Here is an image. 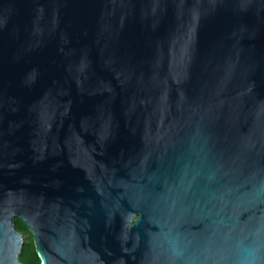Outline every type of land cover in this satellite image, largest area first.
Listing matches in <instances>:
<instances>
[{
  "label": "water",
  "instance_id": "water-1",
  "mask_svg": "<svg viewBox=\"0 0 264 264\" xmlns=\"http://www.w3.org/2000/svg\"><path fill=\"white\" fill-rule=\"evenodd\" d=\"M264 264V0H0V264Z\"/></svg>",
  "mask_w": 264,
  "mask_h": 264
},
{
  "label": "trees",
  "instance_id": "trees-1",
  "mask_svg": "<svg viewBox=\"0 0 264 264\" xmlns=\"http://www.w3.org/2000/svg\"><path fill=\"white\" fill-rule=\"evenodd\" d=\"M15 227L18 232L23 234L24 236V247L23 251L19 257V261L21 264H40V260L36 255L33 239L31 234L29 233L28 228L18 219L15 220Z\"/></svg>",
  "mask_w": 264,
  "mask_h": 264
},
{
  "label": "rangeland",
  "instance_id": "rangeland-1",
  "mask_svg": "<svg viewBox=\"0 0 264 264\" xmlns=\"http://www.w3.org/2000/svg\"><path fill=\"white\" fill-rule=\"evenodd\" d=\"M25 239V238H24Z\"/></svg>",
  "mask_w": 264,
  "mask_h": 264
}]
</instances>
